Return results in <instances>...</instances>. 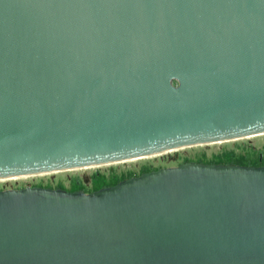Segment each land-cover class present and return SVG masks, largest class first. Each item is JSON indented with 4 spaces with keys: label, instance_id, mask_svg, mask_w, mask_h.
<instances>
[{
    "label": "water",
    "instance_id": "1",
    "mask_svg": "<svg viewBox=\"0 0 264 264\" xmlns=\"http://www.w3.org/2000/svg\"><path fill=\"white\" fill-rule=\"evenodd\" d=\"M261 133L264 0H0V178ZM0 264H264V164L0 190Z\"/></svg>",
    "mask_w": 264,
    "mask_h": 264
},
{
    "label": "rangeland",
    "instance_id": "2",
    "mask_svg": "<svg viewBox=\"0 0 264 264\" xmlns=\"http://www.w3.org/2000/svg\"><path fill=\"white\" fill-rule=\"evenodd\" d=\"M227 150H232L236 154H246L253 161L252 164H264V133L229 141L190 145L148 157L126 159L92 167L0 180V190L48 187L88 193L98 186H109L120 180L159 168L174 167L182 163L215 164L221 160L223 152Z\"/></svg>",
    "mask_w": 264,
    "mask_h": 264
},
{
    "label": "trees",
    "instance_id": "3",
    "mask_svg": "<svg viewBox=\"0 0 264 264\" xmlns=\"http://www.w3.org/2000/svg\"><path fill=\"white\" fill-rule=\"evenodd\" d=\"M252 160L248 158V156L244 153H234L232 150H227L223 152L221 160L218 162L219 164H235V165H250V166H259L257 164H252ZM263 165V164H261ZM104 186H98L95 189H98ZM94 189V190H95Z\"/></svg>",
    "mask_w": 264,
    "mask_h": 264
},
{
    "label": "bare ground",
    "instance_id": "4",
    "mask_svg": "<svg viewBox=\"0 0 264 264\" xmlns=\"http://www.w3.org/2000/svg\"><path fill=\"white\" fill-rule=\"evenodd\" d=\"M262 134V133H261ZM222 143V142H221ZM201 145V144H200ZM181 148V147H180ZM177 149V148H176ZM171 150H174V149H170V150H166V151H162V152H158V153H155V154H151V155H156V154H160V153H164V152H168V151H171ZM151 155H146V156H141V157H137V158H142V157H148V156H151ZM136 159V158H135ZM128 160V159H127ZM123 161V160H122ZM118 162V161H116ZM92 166H96V165H90V166H85V167H92ZM85 167H82V168H85ZM38 174H43V173H38ZM38 174H32L33 176H36ZM32 175H23V176H13V177H8V178H0V180H13L15 178H22V177H26V176H32Z\"/></svg>",
    "mask_w": 264,
    "mask_h": 264
}]
</instances>
